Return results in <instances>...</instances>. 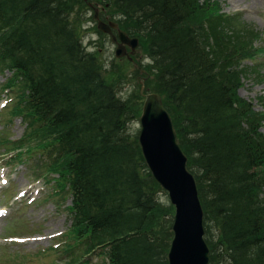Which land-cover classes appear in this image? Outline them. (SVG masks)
Returning a JSON list of instances; mask_svg holds the SVG:
<instances>
[{
    "label": "trees",
    "instance_id": "1",
    "mask_svg": "<svg viewBox=\"0 0 264 264\" xmlns=\"http://www.w3.org/2000/svg\"><path fill=\"white\" fill-rule=\"evenodd\" d=\"M112 1V17L129 21L131 36L143 35L154 62L155 91L196 181L209 264H264V112L237 95L243 63L264 52L254 45L260 33L231 32L232 17L210 0ZM80 40L57 0H0V72L14 77L5 88L18 84L14 113L27 123L4 146L34 148L41 176L57 174L49 181L56 195L70 196L64 250H81L72 264L92 254L105 264H167L163 190L137 135L127 133L139 111L118 98ZM157 212L161 228L169 225L163 245L152 229Z\"/></svg>",
    "mask_w": 264,
    "mask_h": 264
},
{
    "label": "rangeland",
    "instance_id": "2",
    "mask_svg": "<svg viewBox=\"0 0 264 264\" xmlns=\"http://www.w3.org/2000/svg\"><path fill=\"white\" fill-rule=\"evenodd\" d=\"M57 2L63 4L67 10L69 21L77 37L81 39L84 50L94 54L104 80L115 89L119 99L127 102L133 115H137L136 111H139L137 120L131 121L127 130L130 137L138 135L140 129L138 119L144 102L140 91L142 90L143 94H159L155 91L157 90L155 85L158 86L157 71L153 60L145 55L143 35L137 32L140 40L136 36H131L128 33L134 32L131 23L120 16L112 17L115 11L111 5L112 0H57ZM200 3L202 1H199ZM216 4L221 14L232 17L229 27L231 32L235 33L244 28L252 29L260 33V40L254 45L264 48V0H210L209 6L214 8ZM94 11L98 12L102 22L109 20L121 23V20L122 22L124 20L125 26L122 23L123 27L118 25V28L129 37L138 39V47L130 55L131 60L115 57V44L109 35L97 29L96 21L92 19ZM113 35H116L115 31ZM242 66L246 67L248 72L240 77L242 86L238 89L237 95L251 102L256 111L264 112V106L258 102L259 97L264 99V52L253 61L244 62ZM13 80L14 77L9 72H0V264H72L74 259H78L76 256L81 250L72 249L71 253H65L64 250L67 244L64 242L67 238L66 231L71 223L66 208L70 206V196L66 191L56 195L58 185L49 181L57 177V174L41 176L46 169L35 158L37 153L34 148L28 150L25 147L28 146L27 143L22 149L8 150L12 145L4 146L6 141L21 138L27 126L26 121L14 113L15 107L19 106L21 93L18 84L15 83L11 89L5 88L7 82ZM2 88L5 90L1 91ZM261 131L264 132V126ZM158 200L163 214L171 218V222L168 223L171 225L174 209L167 194L164 191L160 192ZM159 214L156 213L153 223L156 228L152 226V229L160 238V245H163L165 242L163 236H168L160 232L168 230L169 225L161 228L163 219ZM208 225L210 227V224ZM203 227L205 242L209 249L204 219ZM80 260L86 261L87 264H105L102 257L93 254Z\"/></svg>",
    "mask_w": 264,
    "mask_h": 264
},
{
    "label": "water",
    "instance_id": "3",
    "mask_svg": "<svg viewBox=\"0 0 264 264\" xmlns=\"http://www.w3.org/2000/svg\"><path fill=\"white\" fill-rule=\"evenodd\" d=\"M92 19L100 32L111 37L115 44V57L131 60L130 55L138 47V39L129 37L115 22H102L97 11H94ZM113 30H116V35H113ZM140 93L144 102L138 119L139 149L151 177L167 194L174 209L167 264H208L204 213L196 181L187 168V159L178 143L172 119L159 94H143L142 90Z\"/></svg>",
    "mask_w": 264,
    "mask_h": 264
},
{
    "label": "flooded vegetation",
    "instance_id": "4",
    "mask_svg": "<svg viewBox=\"0 0 264 264\" xmlns=\"http://www.w3.org/2000/svg\"><path fill=\"white\" fill-rule=\"evenodd\" d=\"M106 23H108V20L106 21Z\"/></svg>",
    "mask_w": 264,
    "mask_h": 264
},
{
    "label": "bare ground",
    "instance_id": "5",
    "mask_svg": "<svg viewBox=\"0 0 264 264\" xmlns=\"http://www.w3.org/2000/svg\"><path fill=\"white\" fill-rule=\"evenodd\" d=\"M27 192V191H26Z\"/></svg>",
    "mask_w": 264,
    "mask_h": 264
}]
</instances>
